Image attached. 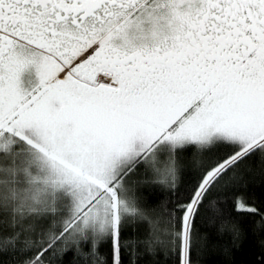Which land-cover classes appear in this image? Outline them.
I'll use <instances>...</instances> for the list:
<instances>
[{
	"label": "snow or ice",
	"instance_id": "obj_1",
	"mask_svg": "<svg viewBox=\"0 0 264 264\" xmlns=\"http://www.w3.org/2000/svg\"><path fill=\"white\" fill-rule=\"evenodd\" d=\"M103 142L93 184L37 169ZM137 137H142L139 145ZM264 264V0H0V264Z\"/></svg>",
	"mask_w": 264,
	"mask_h": 264
},
{
	"label": "rangeland",
	"instance_id": "obj_2",
	"mask_svg": "<svg viewBox=\"0 0 264 264\" xmlns=\"http://www.w3.org/2000/svg\"><path fill=\"white\" fill-rule=\"evenodd\" d=\"M37 150L35 157L39 171L48 175L55 174L65 183L77 186H95L94 182L102 177L108 165L113 163L112 160L106 161L107 148L103 142L100 145L72 144L66 150L58 146L53 148L51 145L42 150V146L37 143Z\"/></svg>",
	"mask_w": 264,
	"mask_h": 264
},
{
	"label": "trees",
	"instance_id": "obj_3",
	"mask_svg": "<svg viewBox=\"0 0 264 264\" xmlns=\"http://www.w3.org/2000/svg\"><path fill=\"white\" fill-rule=\"evenodd\" d=\"M237 264H256L259 259V248L255 242H249L245 248L237 254ZM208 264H224V257L213 253L207 257Z\"/></svg>",
	"mask_w": 264,
	"mask_h": 264
},
{
	"label": "crops",
	"instance_id": "obj_4",
	"mask_svg": "<svg viewBox=\"0 0 264 264\" xmlns=\"http://www.w3.org/2000/svg\"><path fill=\"white\" fill-rule=\"evenodd\" d=\"M62 135L64 136V142L62 145H58V148H62L64 150L68 149L70 145H72L71 143L68 142V137L71 135L70 131L65 129L63 130ZM32 136L34 138V144H33V152L37 153V143L40 144L42 146V150H46V147L49 146V142L48 140L45 139V136L39 132H33ZM142 140L141 137H138L136 139V144L138 145L140 143V141ZM102 142H91L88 143V145H100Z\"/></svg>",
	"mask_w": 264,
	"mask_h": 264
}]
</instances>
